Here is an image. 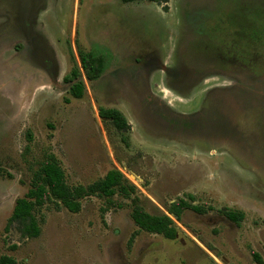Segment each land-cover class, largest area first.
Listing matches in <instances>:
<instances>
[{
  "label": "rangeland",
  "instance_id": "1",
  "mask_svg": "<svg viewBox=\"0 0 264 264\" xmlns=\"http://www.w3.org/2000/svg\"><path fill=\"white\" fill-rule=\"evenodd\" d=\"M165 5L148 0H0V258L11 257L15 264H264V140L236 139L228 130L213 141L202 137L198 144L162 135L165 131L153 124L133 82L135 73L142 78L152 73L144 93L185 113L199 109L208 94L218 107L235 93L228 86L237 95L245 86L254 88L264 106V39L255 42L258 51L252 42L245 49L235 41L236 60L228 53L230 38L240 29L238 19H253L264 30V0H168ZM202 21L207 37L213 38L208 46L194 43L200 57L205 60L206 49L216 47L221 57L235 61L233 67L251 68V73L196 78L183 71L190 79L183 97L169 90V75L156 61L177 69L180 49L189 39L186 28L199 34ZM28 39L35 51L25 43ZM70 49L78 63L79 50L106 57L98 80L83 77L82 99L70 95L64 80L73 67ZM146 57L151 67L135 71ZM195 84L201 89L198 96L191 95ZM100 108L122 112L129 130L105 123ZM50 155L70 186H88L112 169L121 171L148 213L174 220L177 237L142 231L131 217L134 196L118 193L110 199L86 197L77 213L47 203L34 212L39 237L22 236L9 224L15 202ZM180 199L203 213L187 209L177 220L167 209ZM230 210L244 214L239 224L225 216Z\"/></svg>",
  "mask_w": 264,
  "mask_h": 264
},
{
  "label": "trees",
  "instance_id": "2",
  "mask_svg": "<svg viewBox=\"0 0 264 264\" xmlns=\"http://www.w3.org/2000/svg\"><path fill=\"white\" fill-rule=\"evenodd\" d=\"M119 1L122 3H130L138 0ZM148 1L163 4L164 7L168 3V0ZM243 20L245 21V19ZM250 23L251 35L261 37L263 35V27L260 28L256 25L253 19L250 20ZM255 40L256 37L253 38L252 44L255 46L254 51H258L260 46L255 43ZM70 53L73 67L70 73L65 76L64 80L68 85H71L69 87L70 95L75 99H82L86 93L83 77L89 82L98 80L105 70L106 57L79 50L77 51L78 63L77 57L72 49H70ZM99 116L105 123L111 122L121 132L127 131L130 128L125 116L118 109L100 108ZM116 193L122 195L124 198H132L134 196L132 199L134 208L132 209L131 217L142 231L160 234L169 240H174L177 237L174 220L165 214L148 213L139 204L138 197L135 196V185L131 184L121 171L112 169L104 178L88 186H70L67 183L63 169L53 155L48 156L38 164L32 176L31 187L23 197L18 198L15 202L9 224H14L24 237L37 238L40 235L41 229L34 212L45 204L54 202L57 208L62 206L72 213H77L81 209V202L84 198L100 196L110 199ZM187 209H192L197 213H203L204 211L201 207L194 206L183 199L169 206L167 210L179 220L181 213ZM224 214L229 220L237 224L240 223V220L244 216L241 212L231 210L225 211ZM255 258L257 262L262 263V260L257 255H255ZM0 264H15V260L8 256H2L0 258Z\"/></svg>",
  "mask_w": 264,
  "mask_h": 264
},
{
  "label": "flooded vegetation",
  "instance_id": "3",
  "mask_svg": "<svg viewBox=\"0 0 264 264\" xmlns=\"http://www.w3.org/2000/svg\"><path fill=\"white\" fill-rule=\"evenodd\" d=\"M191 14L192 16H194L195 13L193 12ZM207 20L209 19L207 18ZM207 20L204 21V25H206ZM231 23L234 24V22L232 21ZM237 23L240 24V29L236 30L235 32L237 36L235 35L230 38L232 46L231 49L228 48V53L233 56V59L235 58V41H238L242 46H245L246 49V45H248L249 42H252L254 37H256V42L262 41L261 38L264 39V30L261 37L251 35L250 19L244 21L242 18H240L238 19ZM232 24L230 25L232 26ZM248 24L250 25V29ZM204 25L202 21L199 26V28H201L199 34L195 29L190 28L188 30V28H186L185 31L187 32V38L189 39L187 43L180 49L177 58V69H175V64H171L170 66H166L163 68L161 65V59L158 58V60L156 61L158 67H160L159 69L169 75V85L172 88L169 90L176 93H181L183 97L184 93H187L186 90H190L188 82L190 81V79L186 74H184V72H189L190 76H194L196 78L198 76H205L204 74L206 73L213 72H221L222 74L230 76L233 75V73H244V76H246V74L250 75L251 73V68L245 69L238 67V69H236V66L233 67L232 64H235V61L232 62L229 56L228 58L221 57V54L216 47L214 51L211 50V48L206 49L207 57L205 60L203 57H200L202 55V51L200 53L198 52V50L196 51V48L193 47L194 43L203 44V42H206L208 46L210 44L207 41L213 38L212 36L207 37L206 31L203 30ZM247 30L249 31L248 33ZM188 33L190 35L189 37ZM25 43H27L28 46L29 44H31L29 39L26 40ZM30 48L35 51L32 44ZM37 53L38 52L36 51V54ZM144 59L145 61L143 62L142 59L140 65H137L138 67L135 68V71H137V69H140L142 66H147V68L151 67V61H147V57ZM202 61L204 62V65L200 64ZM214 61H217L218 63L215 64ZM200 65H202V67ZM46 70L52 71L51 65H49L48 62H46ZM153 71L154 73L157 72L155 68H153L152 72ZM177 73L180 75V77ZM151 74L152 73H150L149 75L147 73H143L142 78L137 73H135L133 82L137 86L138 92L144 97V100L147 103V112L150 115L153 124H155L157 129L165 131L164 134H162L161 132H159V134L167 136L179 135L181 139L191 140L192 143L195 144H198V139L201 142L202 137H206L207 140L211 141H213L215 138H219V134L222 130H228L229 133H232L234 138L236 139L249 138L250 140L253 139L256 141V138H261L264 140V106L262 105L263 101L260 99L261 94L259 93V96H257L255 94L256 90L254 88L245 86L246 91L244 93H241L240 95H237L234 88L228 86L227 88L231 89L235 93L227 95L225 102L221 101L222 104H220L218 107L214 108V105H211L212 103H210V98L212 96L209 98L210 95L208 94L207 101L203 100L201 102L202 105L199 109L193 111L192 113H185L186 111L180 112L178 110L167 109V107L163 104V100L161 101L155 98V95H150V97L144 93L143 88L147 89L148 84L146 83L148 82V79L151 80ZM257 77L258 76L255 75V78ZM179 79L183 80L185 86H183L184 84H179ZM173 85H177L178 87ZM140 87H142L141 90ZM195 87L196 88L191 95L198 96L201 89L198 88V84H195ZM184 88L186 90H184ZM246 93H248V95H246ZM187 97L188 95L185 94V100L189 99ZM151 102L153 103L152 105ZM225 105L228 107V109L226 110L222 109V107ZM159 125L163 126L164 129H161Z\"/></svg>",
  "mask_w": 264,
  "mask_h": 264
},
{
  "label": "water",
  "instance_id": "4",
  "mask_svg": "<svg viewBox=\"0 0 264 264\" xmlns=\"http://www.w3.org/2000/svg\"><path fill=\"white\" fill-rule=\"evenodd\" d=\"M55 83V82H54ZM71 85H68L67 87L69 88ZM137 179H140L139 177H137L136 175H135V173H132Z\"/></svg>",
  "mask_w": 264,
  "mask_h": 264
}]
</instances>
